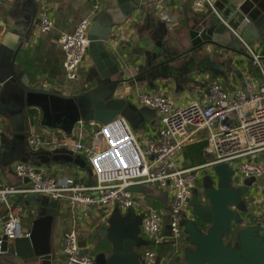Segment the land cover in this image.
<instances>
[{
    "label": "water",
    "instance_id": "95a60500",
    "mask_svg": "<svg viewBox=\"0 0 264 264\" xmlns=\"http://www.w3.org/2000/svg\"><path fill=\"white\" fill-rule=\"evenodd\" d=\"M117 4V9L95 22L89 31L88 53L97 74L94 73L89 80L92 86L89 84L88 89L76 95L67 96L33 86L17 65L27 32L16 47L15 44L8 45L11 38L6 36L0 47V123L1 119H6L13 127L20 123L22 134L37 125L49 132H60L71 140L75 139L81 123L105 127L124 118L138 128L145 122L153 123L156 113L118 97L124 85L158 88L155 82L175 78L181 70L176 66L183 62L195 65L197 74L211 72L218 76L222 65L215 63L214 56H205L207 47L242 54L245 50L240 38L253 43L263 37L264 20H259L258 13H253L255 5L252 0L232 6L228 13L216 4L217 14L209 12L189 30V48L181 45L172 53L170 41L151 38L152 46L143 52L145 59L137 66L138 73L128 78L113 51L111 37L114 28L131 19L139 7L131 0H117ZM258 7L264 11V5ZM245 56L250 59L247 53ZM262 64L264 66L263 55ZM11 84L19 88H11ZM13 89V100H8L6 94ZM31 150L32 159L39 168L54 166L60 161L79 163V158L75 159L67 149ZM201 183L200 190L187 201L192 217L186 215L182 222L186 236L184 257L177 258L174 264H264V229L248 219L252 212L249 198L256 179L242 180L236 177V171L223 164L212 168ZM139 190L140 187L131 189L133 192ZM35 205L36 217L24 237L9 239L0 234V264L4 257L42 262L55 259L52 237L60 215V202L42 197L36 198ZM141 226L142 218L135 209L123 214L116 208L108 220V227L98 233L111 245V253L97 250L94 264H143L141 250L149 243L141 236Z\"/></svg>",
    "mask_w": 264,
    "mask_h": 264
},
{
    "label": "built area",
    "instance_id": "2783aa9c",
    "mask_svg": "<svg viewBox=\"0 0 264 264\" xmlns=\"http://www.w3.org/2000/svg\"><path fill=\"white\" fill-rule=\"evenodd\" d=\"M161 21L169 29L177 26V20L166 9L173 0H149ZM195 10L209 9L217 14L213 0H192ZM99 6L83 18L71 33L60 36L59 43L64 53L63 69L68 82L78 79V72L88 54L89 30L94 23ZM54 27L46 11L39 16L38 30L48 34ZM260 80L248 78L233 92L225 89L219 81L210 84L207 105L199 102L179 106L168 97L155 93H141L140 107L153 109L159 122L155 141L142 146L128 121L118 118L105 127H97L92 138L86 142L81 123L76 130V139L65 137L46 141L37 135L29 136V145L37 150L44 148L67 149L87 157L95 181L87 185L80 180H58L45 171L27 164H17L14 173L28 179L25 189L0 188V207L6 209L3 234L9 239L25 235L20 213L11 198L15 195H36L50 200L68 202L72 210L78 208H103L117 205L121 210L135 209L143 218L142 233L151 245L143 255V264H158L157 248L168 236L164 233L165 213L140 200L134 187L152 188L170 194L168 225L170 239L178 249L185 240L182 222L188 212L187 201L200 180V171L226 164L240 179L264 181V66L262 55L240 38ZM207 133V154L210 160L197 167L184 168L179 157L191 145L197 135ZM145 195V192H140ZM138 192V194H140ZM146 196V195H145ZM144 196V197H145ZM257 214L253 223L264 229V187L258 200ZM64 264H94V256L82 249L74 230L64 235Z\"/></svg>",
    "mask_w": 264,
    "mask_h": 264
},
{
    "label": "crops",
    "instance_id": "0c3cea01",
    "mask_svg": "<svg viewBox=\"0 0 264 264\" xmlns=\"http://www.w3.org/2000/svg\"><path fill=\"white\" fill-rule=\"evenodd\" d=\"M138 5V10L134 12L131 19L125 21L122 25L114 28L111 45L114 53L117 55L121 69L128 78L135 76L137 66L144 62L143 52L152 46L151 38L163 42L170 41L173 50L175 47H190L189 30L195 26L200 18H203L210 11L204 9L197 11L192 6V0H173L167 6L168 14L175 17L177 26L169 29L168 25L161 21L157 12L149 0H131ZM218 4L224 13H228L232 6L240 5L246 0H213ZM254 3L253 13H258L259 20H264V11L258 5H264V0H252ZM257 4V5H256ZM30 5V6H29ZM96 6L99 11L95 17L94 23L102 19L109 11L118 8L117 0H0V47L6 36L8 45L16 47L19 39L27 32V40L24 43L17 59L21 71L26 75L33 86L45 87L57 91L63 95L71 96L88 89L89 80L94 72V64L89 53L84 60L78 72L76 81L68 82L63 69L64 53L61 49L59 39L64 33H71L75 30L80 21L90 14ZM46 11L54 23L53 29L48 34H41L38 30L39 16ZM93 23V24H94ZM92 27V26H91ZM91 29V28H90ZM261 33L263 37L253 43H249L252 48L264 56V25ZM181 46V47H182ZM13 47V48H14ZM206 57L214 56L215 63L222 65L221 74L215 76L211 72L200 74L196 72L195 65H185L187 62L177 64L180 72L171 80H158L155 82L158 88H146L144 85L129 86L124 85L118 94V97L129 99L131 103L140 107L138 98L141 93H155L170 98L179 106H187L195 102L207 105V96L209 94L210 84L213 81H219L229 92L241 87L248 78L259 82L260 75L253 67L251 58L245 56L243 48L242 54L223 51L217 47L209 46L206 48ZM175 52V51H174ZM145 53V52H144ZM184 64V65H183ZM204 68V67H203ZM128 72V73H127ZM11 88H19L10 85ZM2 89V85H0ZM5 93L8 100H13L11 92ZM36 114V112H35ZM40 118V114L38 115ZM39 125V124H38ZM159 122L143 123L141 127L136 128V135L142 144L146 147L149 143L155 141L158 133ZM21 124L16 123L13 127L6 119H1L0 123V188L15 187L17 189L28 188L30 182L19 178L14 173L17 164L23 163L45 171L50 176L63 180L71 178L80 180L87 185H92L95 181L91 166L86 156L72 152L79 163H69L60 161L54 166L37 167L32 159L31 149L28 147L29 136L37 135L46 141L53 138L64 137L60 132H49L42 127H32L30 131L22 134ZM100 126L87 124L83 128L86 133L85 140L88 142L95 129ZM15 129L17 131H15ZM76 136V135H75ZM77 138V137H76ZM77 140V139H72ZM207 133L203 131L197 135L196 140L186 147L178 161L181 167L191 168L201 166L210 160L207 154ZM31 148V149H30ZM42 150H55L52 148H41ZM34 150V149H33ZM78 157V158H77ZM25 159L26 162H25ZM212 168L200 171L201 181L205 175L210 173ZM264 187V181H257L252 189V195L249 198L250 210L249 221H253L256 212L259 209L258 200ZM140 192H145V197ZM136 192L140 200L158 207L165 213L164 233L168 236L166 242L157 248L158 264H174L177 258L184 257L185 240L179 243L176 249L171 243L170 230L168 225V210L170 194L166 191L152 188H142ZM36 195H15L11 201L15 207H21V220L23 221V230L27 233L30 230L31 223L37 214L35 205ZM118 208L123 214L128 211L121 210L117 205L110 207H91L78 208L72 210L68 202H60V215L54 225L52 237V249L54 260L52 262H42L38 259L22 260L17 257H4L1 264H64V235L70 230L76 231L80 245L83 250L95 256L98 251L111 253V245L105 239L99 237V231L108 227V220L115 209ZM141 216L140 211H136ZM186 215H191L188 210ZM142 218V216H141ZM143 219V218H142ZM6 220V209L0 207V234L3 233V226ZM253 223V222H252ZM141 236L144 238L141 226ZM186 238V236H185ZM102 246L101 248H99ZM151 245L147 248H149ZM103 248V249H102ZM142 249L141 254L147 249ZM183 248V250H182ZM183 263V262H181Z\"/></svg>",
    "mask_w": 264,
    "mask_h": 264
},
{
    "label": "rangeland",
    "instance_id": "374dc122",
    "mask_svg": "<svg viewBox=\"0 0 264 264\" xmlns=\"http://www.w3.org/2000/svg\"><path fill=\"white\" fill-rule=\"evenodd\" d=\"M252 45V44H251ZM253 46V45H252ZM242 48V47H241ZM256 70V69H255ZM257 71V70H256ZM130 124V123H129ZM130 126H131V128L134 130V131H136L137 129L135 128V127H133V125L132 124H130ZM136 133V132H135ZM75 139H76V136H75ZM43 148V147H42ZM45 148V147H44ZM202 182V181H201ZM202 184V183H201ZM201 184L199 183V184H197V187H196V189L194 190V192H193V195L196 193V191H198V190H200V188H201ZM146 189V188H145ZM200 198H201V196H200ZM49 199V198H48ZM151 206H153L154 208H157L158 209V207H156V206H154V205H151ZM160 210V209H159ZM190 217H192V215L190 216ZM21 222L23 223V221L21 220ZM142 225H143V219H142ZM22 226H23V224H22ZM164 226H165V224H164ZM149 243V242H148Z\"/></svg>",
    "mask_w": 264,
    "mask_h": 264
},
{
    "label": "bare ground",
    "instance_id": "6f19581e",
    "mask_svg": "<svg viewBox=\"0 0 264 264\" xmlns=\"http://www.w3.org/2000/svg\"><path fill=\"white\" fill-rule=\"evenodd\" d=\"M90 31V30H89ZM249 44V43H248Z\"/></svg>",
    "mask_w": 264,
    "mask_h": 264
}]
</instances>
